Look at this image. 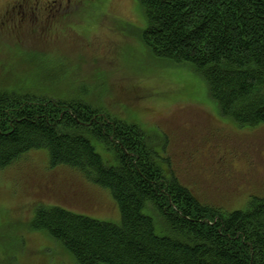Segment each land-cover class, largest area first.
<instances>
[{"label":"trees","instance_id":"trees-1","mask_svg":"<svg viewBox=\"0 0 264 264\" xmlns=\"http://www.w3.org/2000/svg\"><path fill=\"white\" fill-rule=\"evenodd\" d=\"M136 1L155 59L199 75L222 118L264 124V0ZM48 97L0 89V171L45 150L50 168L74 169L108 189L120 223L47 207L28 230L58 243L74 264H264V197L232 212L202 203L166 172L168 161L138 125L82 98Z\"/></svg>","mask_w":264,"mask_h":264},{"label":"rangeland","instance_id":"rangeland-1","mask_svg":"<svg viewBox=\"0 0 264 264\" xmlns=\"http://www.w3.org/2000/svg\"><path fill=\"white\" fill-rule=\"evenodd\" d=\"M17 1L0 0V89L82 98L138 125L168 161L166 172L202 203L232 212L264 197V124L222 118L199 75L155 59L136 0H61L66 13L39 26L13 19L8 8ZM47 207L120 223L108 189L74 169L50 168L45 150L31 151L0 171V264H74L58 243L28 230Z\"/></svg>","mask_w":264,"mask_h":264},{"label":"flooded vegetation","instance_id":"flooded-vegetation-1","mask_svg":"<svg viewBox=\"0 0 264 264\" xmlns=\"http://www.w3.org/2000/svg\"><path fill=\"white\" fill-rule=\"evenodd\" d=\"M10 5L8 11L17 23L34 26L48 23L56 15L60 16L62 10L66 13L67 9L61 0H20Z\"/></svg>","mask_w":264,"mask_h":264}]
</instances>
